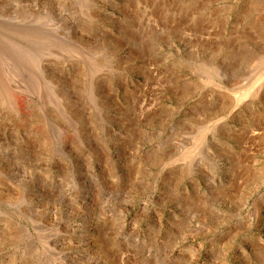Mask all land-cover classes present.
<instances>
[{
  "label": "rangeland",
  "instance_id": "1",
  "mask_svg": "<svg viewBox=\"0 0 264 264\" xmlns=\"http://www.w3.org/2000/svg\"><path fill=\"white\" fill-rule=\"evenodd\" d=\"M0 264H264V0H0Z\"/></svg>",
  "mask_w": 264,
  "mask_h": 264
}]
</instances>
